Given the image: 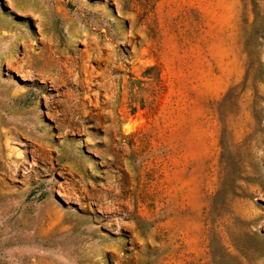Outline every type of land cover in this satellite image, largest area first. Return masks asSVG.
I'll list each match as a JSON object with an SVG mask.
<instances>
[{
	"label": "rangeland",
	"instance_id": "1",
	"mask_svg": "<svg viewBox=\"0 0 264 264\" xmlns=\"http://www.w3.org/2000/svg\"><path fill=\"white\" fill-rule=\"evenodd\" d=\"M0 264H264V0H0Z\"/></svg>",
	"mask_w": 264,
	"mask_h": 264
}]
</instances>
